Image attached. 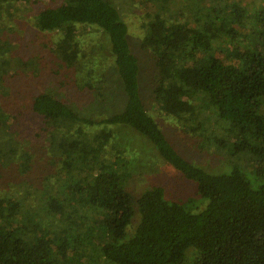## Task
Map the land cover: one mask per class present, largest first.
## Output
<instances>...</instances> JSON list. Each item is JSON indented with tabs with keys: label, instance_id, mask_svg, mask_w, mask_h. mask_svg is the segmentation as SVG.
<instances>
[{
	"label": "trees",
	"instance_id": "1",
	"mask_svg": "<svg viewBox=\"0 0 264 264\" xmlns=\"http://www.w3.org/2000/svg\"><path fill=\"white\" fill-rule=\"evenodd\" d=\"M13 1L0 0V22ZM195 19L194 26L153 12L141 47L153 58V108L199 151L217 156L225 167L216 172L183 158L146 111L128 26L110 1L58 0L37 10L34 28L55 34L43 60L59 88L101 96L93 70L80 67L79 27L91 28L107 37L124 104L93 120L48 92L29 94L28 110L41 120L43 147L58 168L57 187L44 200L48 211L36 215L19 189L0 188V264H264V0L252 13L220 6ZM222 34L231 45L223 55L215 50ZM7 42L0 38L1 53L11 51ZM5 72L0 66V167L15 164L25 175L32 156L21 149L17 114L1 100L12 94ZM112 127L148 141L195 185L203 207L171 200L159 186L133 196L128 151Z\"/></svg>",
	"mask_w": 264,
	"mask_h": 264
},
{
	"label": "rangeland",
	"instance_id": "2",
	"mask_svg": "<svg viewBox=\"0 0 264 264\" xmlns=\"http://www.w3.org/2000/svg\"><path fill=\"white\" fill-rule=\"evenodd\" d=\"M26 0H15L10 4L11 10L3 14L0 22L5 29L0 33V38L6 39L11 44L10 52H0V66L6 70L3 75L5 82L11 90V96L1 99L5 107L13 110L19 120L18 140L23 143V151L32 156L31 169L25 175L18 172L15 164L5 168L0 167V188L12 185L19 189L26 207L36 215L38 211L47 212L45 198L53 195L57 187V165L48 157L43 141L46 133L42 131L41 120L30 113L28 105L30 95L48 92L64 100L78 113L93 120H101L109 114L120 111L124 104L116 74L108 50L107 37L94 29L79 27L78 41L82 51L80 67L86 71L93 70L92 79L101 86L98 96L96 92L74 93V90L61 89L56 78L50 72L44 71L43 58L48 56L50 44L55 40V34L41 33L33 26V17L41 7L52 6L58 0H29L31 9L25 7ZM37 1V0H36ZM119 11L122 19L128 26V41L131 50L138 59L140 97L146 111L156 120L165 133L174 149L186 160L210 172L224 169L217 156L207 151L202 153L195 145L196 140L183 133L176 122L170 117L158 113L153 108V77L154 66L151 53L141 47L143 37L142 25L153 12H161L169 20L188 22L195 26L196 14L203 9H218L227 6L229 11L234 8H243L247 13H252L261 7L263 0H108ZM9 8V6L7 7ZM232 29L236 27L232 24ZM215 50L224 54L230 52L231 45L226 35ZM3 43V42H2ZM27 62L28 65L20 63ZM30 61V62H29ZM23 65V66H22ZM32 70H34L32 72ZM100 73L105 76L101 77ZM16 75V77H13ZM264 114V105L261 106ZM214 119V118H213ZM98 128L93 129L95 131ZM116 133V142L126 149V159L129 164V178L127 190L135 197L152 186H159L166 197L192 209L202 208L195 199V185L183 178L175 169L163 161L152 147L133 130L122 127H112ZM93 132L92 130H88ZM52 162V163H51ZM48 178V180H47ZM53 184V188L45 185ZM137 222L133 219L132 226ZM51 224V222H50Z\"/></svg>",
	"mask_w": 264,
	"mask_h": 264
}]
</instances>
